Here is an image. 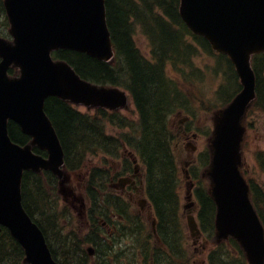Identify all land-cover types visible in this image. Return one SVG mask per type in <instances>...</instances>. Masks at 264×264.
Wrapping results in <instances>:
<instances>
[{
  "label": "water",
  "instance_id": "1",
  "mask_svg": "<svg viewBox=\"0 0 264 264\" xmlns=\"http://www.w3.org/2000/svg\"><path fill=\"white\" fill-rule=\"evenodd\" d=\"M14 40L0 36V232L7 227L25 250L28 264H59L45 235L23 206L25 170L48 169L64 185L65 152L46 113L49 96L75 104L125 107L128 95L117 87L82 78L52 51L75 49L108 60L113 56L105 0H5ZM181 15L214 49L228 54L241 78L242 90L223 109L214 127L212 161L206 171L217 205L218 239L235 237L251 264H264V225L252 203L250 187L241 172L242 119L256 97L253 53L264 51V0H181ZM20 69L10 76L9 69ZM32 139L14 141L9 122ZM37 146L48 157L36 153ZM193 236L200 234L194 215L188 216Z\"/></svg>",
  "mask_w": 264,
  "mask_h": 264
},
{
  "label": "trees",
  "instance_id": "2",
  "mask_svg": "<svg viewBox=\"0 0 264 264\" xmlns=\"http://www.w3.org/2000/svg\"><path fill=\"white\" fill-rule=\"evenodd\" d=\"M106 3L108 24L116 49L115 62L111 64L86 53L67 49L54 52V56L68 61L84 78L127 89L135 104L137 118L104 108H98L93 113L82 111L78 106L54 96L47 99L46 111L64 146L66 168L70 172L80 170L89 156L102 152L108 157H119L120 148L125 144L133 148L145 166L147 192L162 224L166 223L164 247L168 256L165 260L173 263L172 257H179L177 241L180 240V231L176 235L169 225L171 221L177 224L173 220L176 204L178 206L180 200L182 179L175 156L176 136L170 117L178 107L185 106L189 99L179 90L178 82L168 75L166 62H171L175 68L180 66L185 76L193 75L191 70L185 74L184 66H194L190 58L197 55L202 47L217 57L213 67L216 72L223 65L227 66L228 85H219L216 93L224 105L231 101L241 85L229 57L214 52L205 37L194 34L183 22L179 11L180 0H106ZM0 11H5L4 0H0ZM136 24L142 26L150 41L151 57L145 56L136 45L133 36ZM252 65L257 77V98L251 111L264 113V52L253 56ZM10 73L16 74L17 70L11 68ZM106 122L126 130L111 134ZM9 131L16 142L25 144L30 141V137L15 122H10ZM35 151L46 155L38 148ZM260 157L264 167V157L262 154ZM104 160L106 163L107 160ZM130 163L127 158L124 167L129 169ZM202 163L203 166L209 164L208 154L203 157ZM110 171L108 168V176ZM106 172L107 168L102 166L91 167L85 182V192L91 202L88 212L90 224L70 230L61 223L67 220L69 225L74 218L67 208L59 207L58 178L50 171L25 172L22 186L24 206L44 231L52 253L60 264H89L85 244L96 242V237L102 232L100 219L108 218V208H118V197L108 195V191L102 194L99 189L98 180L105 177ZM249 182L252 200L264 223V189L254 179H249ZM198 183L195 193L200 204V225L209 237H213L216 204L202 177ZM118 214L123 212L119 211ZM174 228L177 231V226ZM52 237L59 241L58 250L53 245ZM229 242L231 246H238L235 240L230 239ZM98 252L102 254L100 249ZM214 257L213 254L211 259ZM220 261L225 260L221 258ZM0 264H26L22 246L7 228H3L0 234Z\"/></svg>",
  "mask_w": 264,
  "mask_h": 264
},
{
  "label": "rangeland",
  "instance_id": "3",
  "mask_svg": "<svg viewBox=\"0 0 264 264\" xmlns=\"http://www.w3.org/2000/svg\"><path fill=\"white\" fill-rule=\"evenodd\" d=\"M5 15V11H0V32L5 38L11 39V27L9 20ZM133 36L135 38L136 45L137 47H139L141 52L145 56L151 57L152 48L150 45V41L147 35L144 33L141 25H135ZM190 61L191 64H194V66H184L185 74L189 73L191 70L193 75L189 74L186 76L181 72L180 66L178 68H175L171 62H166V71L168 75L178 82L179 90L182 92V94H184V96L186 94L189 99L188 103L185 106L178 107L170 117V124L176 136L174 145L175 156L180 170V177L182 179V184L179 192L180 200H178V206L176 204L175 217L173 220H176L177 224H174V222L171 221L169 225V227L175 231L176 235L178 231H180V240L177 241L180 247V251L177 253V256H179L177 258V264H181V257L184 260H188V264H195L205 261L207 256V248H211L212 246L216 245L212 242V240L208 241V244L206 245L203 237H198V242H196L195 245L193 244V241H195L196 239H192L191 237V231L188 225V216L189 214H197L198 204L197 197L195 196V190L198 187L197 184H199L197 182L198 179L202 177L204 183H206L210 187V189L212 188V179L209 174L204 172L208 169L209 164L203 167L201 165V169H195V171H192V169L195 166L201 164V158L203 154H208L209 162L211 164L213 151L211 150V141L214 138V127L217 120L221 117L223 109L227 105H224L221 99L216 95L219 85H228L226 73L227 66L223 65V67L218 72H216L213 67L216 65L217 57H215L211 53L206 52V50L202 47L199 48L197 55H194L190 58ZM238 81L240 83L239 77ZM127 93L129 94L128 91ZM127 105L128 107L120 108V111L125 115L137 118L133 99L130 96ZM80 108L82 110L86 109L84 106H80ZM105 124L107 130L111 134H117L120 131L126 130L118 126H114L109 122H106ZM242 124L244 126V139L242 141L241 147V172L246 179H254L255 182L264 189V168L260 165V160L257 157L258 153L264 154V113L258 110H252L251 113L248 112V114L244 115ZM133 152V148L128 144H125L124 147L120 148L119 157H108L102 152H100L96 156H89L80 170L70 173V183H68L67 185H62L61 187H59L58 183V192L60 195L59 207L63 209L67 206L68 211H70L74 218V221H71L69 225L67 224V220H62L61 223L63 225H66L67 230L79 227L83 221L81 216L78 215L79 209H73V206L71 204L73 202L75 206H79V202L76 200L71 201L72 198L70 196V190L68 189L72 188L74 191L75 188V190L84 191V181L86 180V175L88 172H90L91 167L102 166L103 168H107V172L105 177L99 178L98 186L100 187L99 189L101 190L102 194L106 193L108 191V183L110 181V178L118 176L117 170L120 169V161L122 159L126 160L127 158L131 162L129 165L130 169L128 170L130 174L127 177L132 176V174H144L145 166L138 156L137 161L133 160ZM134 154L136 153L134 152ZM104 158L107 160L106 163L104 162ZM193 162L194 164L196 163V165L194 167H190ZM108 168L111 169V171L109 172V176ZM191 173L193 174L192 177L190 175ZM191 180L195 182V185H191ZM110 183L109 189L111 190L112 188L110 187ZM129 189L130 188H128V190ZM75 192L78 194V191ZM115 192L116 194H124L122 189L119 188L114 189L113 193ZM143 194L144 192L140 194L137 193L139 197L144 196ZM124 196L129 198L126 193L124 194ZM64 198H66L67 201H65ZM134 205L135 207H133V209L131 210L132 213L135 214L137 213V211H139L140 207L139 204L135 202ZM185 205H188V207H185ZM145 214L147 215V213ZM176 226L177 231L174 228ZM164 227H166V225ZM128 230L131 231L130 234L133 233V235H137L134 240H136L141 234L144 237L143 231H146L150 236V239L154 242V248H156L155 250L167 255V249L164 247L165 243L162 241V239L157 240L153 236L155 235V233H153V226L150 221L148 222V220H144L138 226H135L133 229ZM103 231L104 234L108 236L107 227H104ZM151 233L153 235H151ZM52 239L54 247L58 250L59 241L54 237H52ZM88 246L89 245H86L85 247L88 248ZM121 247H125L122 249L124 250L123 253L126 256L130 257L133 254L134 249L135 251H141V260H144L146 258L143 255V249L147 246H142V244H140L139 242L133 241V245H130V247L125 246V244H123V246ZM121 247L119 249H121ZM126 249L127 254L125 252ZM92 256L94 255L91 254V257ZM150 258H152V261L154 263H158L154 256L147 257L148 261H151ZM95 259V256L89 259L91 264H96ZM172 260L174 264V257H172ZM122 261L128 264L130 260H126L123 258ZM159 261L161 263H166L164 256H161ZM131 262L133 264H137L136 262Z\"/></svg>",
  "mask_w": 264,
  "mask_h": 264
},
{
  "label": "flooded vegetation",
  "instance_id": "4",
  "mask_svg": "<svg viewBox=\"0 0 264 264\" xmlns=\"http://www.w3.org/2000/svg\"><path fill=\"white\" fill-rule=\"evenodd\" d=\"M130 174V173H129ZM129 174H124V175H129ZM143 173H139L137 178H134L133 174L131 177V182L128 183L127 188L123 187L122 191L124 194L126 193L128 197L124 196L123 193L117 194V196L122 198V201L124 203V206L122 205V209L125 212H128V205L132 202H136L139 204V211H137L136 215H126V214H115V213H110L108 215V222H104L105 226L108 227V264H113V255H117L120 251H124L121 247L123 244L125 246L130 247V245H133V241L139 242L142 244V242H145L141 239V236L138 237V239L134 240L136 237L135 235L130 234L131 231L128 229L133 228L134 226H138L140 223L143 222L145 218L150 219L151 215L149 214L148 208L149 205L145 201V189H144V177L142 176ZM128 188H130L128 190ZM144 192V196L139 197L137 195L140 193ZM137 197V198H136ZM75 206V205H74ZM76 207V206H75ZM143 212L144 214H141ZM147 213L148 215H146ZM147 243H151L152 241H146ZM121 247V249H119ZM133 248V247H132ZM119 251V252H118ZM126 254H127V249H126ZM115 253V254H113ZM141 251L137 250L135 251L133 249V254L129 257L126 256L125 254L119 256L118 261L123 262L122 259L130 260L128 264H131L133 262H136L137 264H144L145 259L141 260L140 259ZM128 257V258H127ZM126 264V263H123ZM133 264V263H132ZM195 264H208L205 261H202L200 263H195Z\"/></svg>",
  "mask_w": 264,
  "mask_h": 264
}]
</instances>
